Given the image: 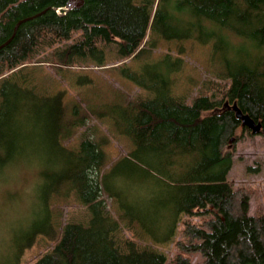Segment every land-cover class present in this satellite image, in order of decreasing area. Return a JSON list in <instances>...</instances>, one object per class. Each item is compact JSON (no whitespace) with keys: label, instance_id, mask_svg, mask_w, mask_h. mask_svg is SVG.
I'll return each instance as SVG.
<instances>
[{"label":"trees","instance_id":"obj_1","mask_svg":"<svg viewBox=\"0 0 264 264\" xmlns=\"http://www.w3.org/2000/svg\"><path fill=\"white\" fill-rule=\"evenodd\" d=\"M68 1L0 0V107L16 99L10 88L17 81L36 78L37 62L52 64L57 74L104 66L108 53L117 61L132 59L163 38L211 44L212 52L191 99V88L176 93L175 81L161 77L140 82L145 90L117 113L118 130L136 144L125 161L151 177L165 198L154 191L142 209L123 188H110L106 180L117 166L83 132L79 148L68 152L76 164L60 191L73 194L83 211L65 221L60 215V230L48 232L50 247L31 264H264V209L251 213L252 189L230 181L234 160L226 150L231 138L255 135L241 125L235 103L261 123L264 138V0H84L73 9ZM79 109L74 106L73 114ZM33 116L22 123L25 135L30 125L35 129ZM70 118L58 131L51 127L55 156L84 123L72 130ZM122 175L115 183L132 180ZM61 181L50 190L59 191ZM150 222L167 226L160 241L172 246L171 255L144 237L140 225Z\"/></svg>","mask_w":264,"mask_h":264},{"label":"rangeland","instance_id":"obj_2","mask_svg":"<svg viewBox=\"0 0 264 264\" xmlns=\"http://www.w3.org/2000/svg\"><path fill=\"white\" fill-rule=\"evenodd\" d=\"M211 52V44L188 38H163L152 52L132 59L117 61L114 52L108 53L104 66L93 63L88 67H72L66 72V69L59 70L57 74L52 64L37 62L32 71L35 79L19 80L10 88L17 100L0 107V264H13L15 260L31 264L50 247L48 232L60 230L61 216L65 221L70 213L83 211L73 194L65 197L60 193L66 172L76 164L68 152L79 148L83 132L86 136L93 135L107 159L117 166L115 174L106 180L110 188L118 191L123 188L125 194L137 199L134 202L141 204L142 209L147 207L145 200L150 199L154 191L158 198H165L162 188L154 189L151 177L146 180L142 169L135 172L133 164L125 161L124 156L134 151L136 144L131 136L118 130L117 113L145 90L140 82L148 83L161 77L175 81L176 93H185L191 88V99L209 71ZM63 105L68 107L65 114ZM74 106L80 108L78 114H73ZM34 114L37 116L35 129L30 125L31 133L26 130L30 134L25 135L22 123L28 116L35 119ZM69 117L70 121H75L68 125L72 130L82 118L84 123L77 128L74 137L65 141L68 149L60 151L61 157L55 156L59 154L50 138L52 129L58 131V126L65 127ZM21 135L23 142H18ZM60 143H64V138ZM226 150L233 153L234 160L230 181L235 186L252 189L250 212L260 206L264 209V138L259 134L251 136L247 131L241 140L229 141ZM120 174L125 179L137 177L153 189L137 191V186L131 185L130 190L127 180L115 183ZM57 179H62L59 191L50 190ZM108 204L111 206L110 202ZM140 228L144 237L155 243H161L160 238L167 236V226L158 222H150L147 227L140 225ZM180 228L178 226L176 232ZM159 246L172 254L171 245L163 242Z\"/></svg>","mask_w":264,"mask_h":264},{"label":"water","instance_id":"obj_3","mask_svg":"<svg viewBox=\"0 0 264 264\" xmlns=\"http://www.w3.org/2000/svg\"><path fill=\"white\" fill-rule=\"evenodd\" d=\"M84 4V0H69L68 1V8L69 9H73V8H78L81 7ZM38 15V14H37ZM35 15V16H37ZM32 16V17H35ZM29 17V18H32ZM29 18H25L23 20H20L17 25L15 26V31L17 30L18 25ZM15 33V32H14ZM232 109L235 111L236 117L241 121V125L243 127L248 128V130H250L253 134H259L260 130H261V123L260 122H256L254 119H252L249 115L244 114L239 108L238 106L235 104L232 105ZM234 141V138L230 139V142ZM231 146H229L230 148Z\"/></svg>","mask_w":264,"mask_h":264},{"label":"bare ground","instance_id":"obj_4","mask_svg":"<svg viewBox=\"0 0 264 264\" xmlns=\"http://www.w3.org/2000/svg\"><path fill=\"white\" fill-rule=\"evenodd\" d=\"M172 69H173V68H171V70H169V72L172 71ZM143 167H144V166H143ZM144 177H145L146 180L148 179V178H147L148 176L145 175ZM144 183H145L144 181H139V180L137 179V177H136L134 180L132 179V180H130V182H128L129 185H128L127 188H129L130 190H132V188H133L134 185L137 186V187H136V188H137V191H141V190L144 189V188H152V186H150L149 184H145V185H144ZM131 185H133V186H131ZM152 189H153V188H152ZM154 189H155V186H154ZM251 213H252V212H251Z\"/></svg>","mask_w":264,"mask_h":264}]
</instances>
